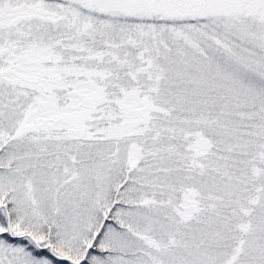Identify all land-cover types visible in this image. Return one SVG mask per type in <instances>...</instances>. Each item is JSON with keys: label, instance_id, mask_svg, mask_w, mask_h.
Returning a JSON list of instances; mask_svg holds the SVG:
<instances>
[{"label": "snow or ice", "instance_id": "snow-or-ice-1", "mask_svg": "<svg viewBox=\"0 0 264 264\" xmlns=\"http://www.w3.org/2000/svg\"><path fill=\"white\" fill-rule=\"evenodd\" d=\"M0 264H264V0H0Z\"/></svg>", "mask_w": 264, "mask_h": 264}]
</instances>
